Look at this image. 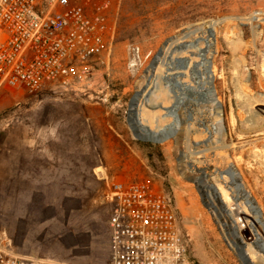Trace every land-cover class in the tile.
<instances>
[{
    "label": "rangeland",
    "instance_id": "obj_1",
    "mask_svg": "<svg viewBox=\"0 0 264 264\" xmlns=\"http://www.w3.org/2000/svg\"><path fill=\"white\" fill-rule=\"evenodd\" d=\"M223 17L207 52L223 137L198 123L212 125L198 106L175 137L160 143L137 139L127 122L131 97L147 85L148 99L139 101L141 122L157 129L173 121L161 107L173 101L163 76L177 70L167 71L164 62L175 43L208 36V24ZM111 19L108 59L97 66L86 93L13 89L1 94L0 235L21 254L66 264H110L106 180L147 178L174 201L195 264H244L181 169L192 175L204 170L207 182L227 189L218 172L233 163L264 220V0H112ZM173 35L177 41L164 45ZM205 46L200 40L172 55L198 61L195 52ZM160 47L163 60L150 78ZM182 80L193 83L188 72ZM238 87L263 99L254 105L256 125L247 121L248 106L235 103ZM225 204L247 251L255 241L248 229L253 214L240 200Z\"/></svg>",
    "mask_w": 264,
    "mask_h": 264
},
{
    "label": "built area",
    "instance_id": "obj_2",
    "mask_svg": "<svg viewBox=\"0 0 264 264\" xmlns=\"http://www.w3.org/2000/svg\"><path fill=\"white\" fill-rule=\"evenodd\" d=\"M112 0H0V96L86 93L114 38ZM110 264H195L177 207L147 178H107ZM0 264H66L21 254L0 235Z\"/></svg>",
    "mask_w": 264,
    "mask_h": 264
},
{
    "label": "water",
    "instance_id": "obj_3",
    "mask_svg": "<svg viewBox=\"0 0 264 264\" xmlns=\"http://www.w3.org/2000/svg\"><path fill=\"white\" fill-rule=\"evenodd\" d=\"M223 18L217 19L212 21L208 24V27L206 29L208 36L204 37H198L195 38V42H199L200 40H204L206 46L203 47L201 50V59L197 62H194L193 67H195L192 70H190V77L193 83L186 82L182 80V77L185 75L184 71H178V70H185L187 68V65L189 63V58L186 56H173L172 53L175 51H180L183 48H186L189 46L191 42H177V35L170 36L167 38L164 42V45L168 43H175L173 48L171 49V52L167 56V61L164 62L166 65L167 71H175L171 73H166L163 76V81L166 86H169V92L171 93V97L173 98V101L171 105L165 107L162 106L166 113L165 115L172 116L174 119L170 123L162 126L158 129H152L149 125L143 124L141 120L139 119V110H140V104L139 101L142 98L144 101H147L148 95L151 91L149 89L145 94H143V91L147 87L145 85L142 89H138L135 94L130 99L129 109L127 112V122L129 127L131 128V131L133 135L140 140L145 141H152V142H163L165 140H168L170 138L175 137V135L179 132L180 125L184 124L185 122H189L193 119V115L195 114L199 102L206 100L207 94H204L205 92H202L200 90V82L197 80L200 77L201 70L198 69L196 66L201 64L205 67V69L209 73L210 77V94L209 98H216V91L213 83V74L211 69V59L210 57H207V52L212 46V42L209 41L210 37H214V26L218 24L219 22L223 21ZM202 29L201 26L195 27L192 29H187L183 32V37H188L191 34L200 31ZM191 45V44H190ZM164 54V47H160L157 54L153 58V60L150 63L149 68L151 69V76L154 74L155 68L158 64V62L161 60V56ZM192 71V72H191ZM188 86V89L184 93H179L181 91L182 87H185V84ZM188 83V84H187ZM208 91V90H207ZM218 105L221 106V103L218 102ZM182 110L185 114V117L182 116ZM180 111V114H179ZM201 124V122H198ZM209 134H211V131H209ZM178 160L183 161L184 157L183 155H180L178 157ZM190 164V163H189ZM235 168L233 163H230L225 169H221L220 175L222 176L223 173H229L230 170ZM182 174L185 176V178L189 181H192L195 183L197 190L201 196L203 204L210 210L216 224L218 227H223L224 231L221 229V234L223 235L225 241L229 244L231 248H233L236 251V254L238 258L244 263V264H253L245 247L247 246V243L243 240V238L240 236V233L238 231V226L235 224L236 220L232 217L230 214L229 208L226 206L225 201L221 197V192L219 191L218 187L215 186L213 183L207 182L205 179V171L202 170L201 174L199 175H192L187 172V169L182 168L181 169ZM237 175L239 177V183L241 188L245 190V193L249 197V202L253 206V212L258 213L259 219L263 220V215L261 208L257 204L255 198L247 191V189L244 187V184L241 180V177L239 173L237 172ZM210 190V191H209ZM216 199L218 205L213 201L212 196ZM228 214L232 221L225 220V215ZM234 222V225L231 223ZM259 241V240H258ZM255 241L253 244L258 247L259 242Z\"/></svg>",
    "mask_w": 264,
    "mask_h": 264
},
{
    "label": "bare ground",
    "instance_id": "obj_4",
    "mask_svg": "<svg viewBox=\"0 0 264 264\" xmlns=\"http://www.w3.org/2000/svg\"><path fill=\"white\" fill-rule=\"evenodd\" d=\"M189 42H191L190 43L191 45H193L194 43H197L195 41H189ZM190 44H189V46H191ZM195 48L198 49L199 46H196ZM201 50H203V49L201 48V49H199L198 52H195V54L198 57H200V59H201ZM160 59H161L160 61H162L163 57L161 56ZM194 62H197V61L191 60L189 58V63H188L187 68L185 69L184 72H188V74L190 75V72H189L190 70H192L194 68V71H195V67H193ZM196 67L201 70L200 77L197 79L200 82V86H201L200 90L202 92H205L204 94H207V97H208L206 100L199 102L198 106L201 107V108H204V114L208 113L211 116V119H212V125L211 126H208L207 123L204 120L203 121L205 123L201 120V125L204 126L206 128V130L211 131V133L215 132L217 134H220L223 137L224 130H223V122H222V109H221V106L218 105L219 100H218L217 96L214 99L213 98H209V94H210V77H209V73L205 69V67L202 66L201 64L197 65ZM237 81L239 82L240 79L238 78ZM183 85H185V87H182V89H181V91H179V93L180 92L184 93L188 89V86L186 85V83L183 84ZM167 87H169V86H167ZM261 100H263V99H261L260 97L255 98L253 96L247 95L246 93H244V90L243 89H239V87L236 89L235 103L238 104V105L243 104V106H246V108L248 106V108H249V111H248L249 112V116L247 118V121L250 123V125H252V124L256 125L257 124V123L255 124V121H254V117L256 115L252 114V113L254 111L255 103L259 102ZM257 104H260V103H257ZM257 104H256V106H257ZM195 110H196V108H195ZM179 114H180V111H179ZM241 114H242V111H241ZM237 172H238V170L236 168H233L232 170L229 171V173H223L222 176H221L220 175V171H219L218 172L219 173V177L223 179V182L228 183V185H227V189H224L223 187H218V189L221 190L220 192L222 194L223 200L226 201V203L230 199H233L235 201H239L240 200L245 205H247L248 208L250 209V211L252 212L253 219H248L249 221H251L248 229L251 232V234L254 236L253 237L254 239H252V240H255V241L259 240L258 241L259 242V246L256 248V246L254 244H250L249 243L248 244V248H247V252H249V254L252 255L253 260H255V262H253V264H264V235H263V232H262V231H264V220L259 219L258 213L253 212V206L249 202L250 201L249 197L245 193V190L243 188H241V186H240L239 177L237 175ZM239 175H240V173H239ZM205 176H207L206 173H205ZM227 190H230V193ZM240 223H241V226L247 228V225L245 223H243V222H240ZM255 241H253V242H255ZM258 252H260L261 254L258 253Z\"/></svg>",
    "mask_w": 264,
    "mask_h": 264
},
{
    "label": "crops",
    "instance_id": "obj_5",
    "mask_svg": "<svg viewBox=\"0 0 264 264\" xmlns=\"http://www.w3.org/2000/svg\"><path fill=\"white\" fill-rule=\"evenodd\" d=\"M110 247V246H109Z\"/></svg>",
    "mask_w": 264,
    "mask_h": 264
}]
</instances>
